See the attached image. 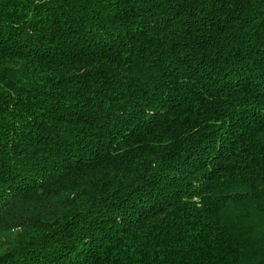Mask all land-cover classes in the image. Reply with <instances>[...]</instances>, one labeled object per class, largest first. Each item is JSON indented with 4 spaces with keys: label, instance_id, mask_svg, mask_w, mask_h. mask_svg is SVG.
<instances>
[{
    "label": "trees",
    "instance_id": "16d2710c",
    "mask_svg": "<svg viewBox=\"0 0 264 264\" xmlns=\"http://www.w3.org/2000/svg\"><path fill=\"white\" fill-rule=\"evenodd\" d=\"M0 264H264V0H0Z\"/></svg>",
    "mask_w": 264,
    "mask_h": 264
}]
</instances>
